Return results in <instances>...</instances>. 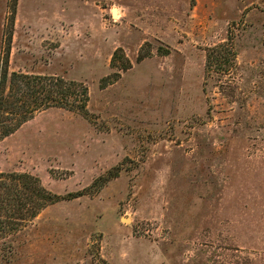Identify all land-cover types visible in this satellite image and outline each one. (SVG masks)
<instances>
[{"label": "rangeland", "instance_id": "374dc122", "mask_svg": "<svg viewBox=\"0 0 264 264\" xmlns=\"http://www.w3.org/2000/svg\"><path fill=\"white\" fill-rule=\"evenodd\" d=\"M14 72L88 102L0 139V173L63 198L17 228L0 212V264H264V0H0V98Z\"/></svg>", "mask_w": 264, "mask_h": 264}, {"label": "trees", "instance_id": "16d2710c", "mask_svg": "<svg viewBox=\"0 0 264 264\" xmlns=\"http://www.w3.org/2000/svg\"><path fill=\"white\" fill-rule=\"evenodd\" d=\"M228 39L206 49L205 68L218 77L230 76L236 67V52ZM119 51L122 50L118 49L113 54V62L117 59ZM122 59V70L129 69L131 64L124 54ZM10 82L19 98H12L13 101L0 98V114L12 110L18 115V119L13 124L0 119V139L12 134L37 111L62 108L81 114L87 113L88 90L80 82L66 80L61 76H36L15 72L11 74ZM79 195L81 194L70 193L65 198L73 199ZM61 199V196L46 190L37 178L29 174L0 173V212L5 211L6 215H9V221L12 219L16 228L23 226L24 222H29L41 210ZM101 263L107 264L103 260Z\"/></svg>", "mask_w": 264, "mask_h": 264}, {"label": "bare ground", "instance_id": "6f19581e", "mask_svg": "<svg viewBox=\"0 0 264 264\" xmlns=\"http://www.w3.org/2000/svg\"><path fill=\"white\" fill-rule=\"evenodd\" d=\"M113 14H114V15L116 14V11H115V9L113 10Z\"/></svg>", "mask_w": 264, "mask_h": 264}, {"label": "water", "instance_id": "95a60500", "mask_svg": "<svg viewBox=\"0 0 264 264\" xmlns=\"http://www.w3.org/2000/svg\"><path fill=\"white\" fill-rule=\"evenodd\" d=\"M123 220H127V218H123Z\"/></svg>", "mask_w": 264, "mask_h": 264}]
</instances>
